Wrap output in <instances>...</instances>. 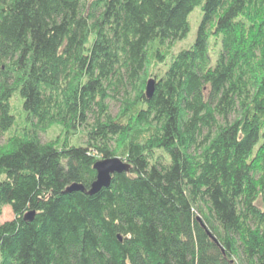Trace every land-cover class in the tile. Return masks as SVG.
Instances as JSON below:
<instances>
[{"label":"trees","instance_id":"trees-1","mask_svg":"<svg viewBox=\"0 0 264 264\" xmlns=\"http://www.w3.org/2000/svg\"><path fill=\"white\" fill-rule=\"evenodd\" d=\"M6 206L0 264H264V0H0Z\"/></svg>","mask_w":264,"mask_h":264},{"label":"rangeland","instance_id":"rangeland-1","mask_svg":"<svg viewBox=\"0 0 264 264\" xmlns=\"http://www.w3.org/2000/svg\"><path fill=\"white\" fill-rule=\"evenodd\" d=\"M201 17H202V10H201V7L198 5L189 14L190 30L188 31L187 35L171 43L170 50L175 52L181 48L189 47L193 43L196 37V32H197L198 24L200 22ZM210 46H211L210 51L212 54V62L214 63L219 45L215 47L216 46L215 40L212 36L210 37ZM11 102H12V112L16 115L18 124H20L25 114L23 105H22V99L18 94H14V96L11 99ZM116 106H117V102L113 101V104H112L113 110H116ZM82 131L83 130L71 133L70 139L72 143H76V144L84 143L85 135L83 134ZM59 133H60V127L56 124H53L49 126L46 130L41 131L40 135L44 140H47L49 138H54ZM12 217H13L12 210L8 206L4 207L3 213L0 216V221L6 220Z\"/></svg>","mask_w":264,"mask_h":264},{"label":"water","instance_id":"water-1","mask_svg":"<svg viewBox=\"0 0 264 264\" xmlns=\"http://www.w3.org/2000/svg\"><path fill=\"white\" fill-rule=\"evenodd\" d=\"M155 88V79L152 77L148 79L146 93L151 96ZM97 174L94 181H92L89 189L82 183L74 182L69 186V189H80L93 193L98 191L102 186H106L110 183L111 174L116 171H122L129 168V164L119 156L105 157L97 160L94 164ZM34 211H28L26 217L32 218Z\"/></svg>","mask_w":264,"mask_h":264}]
</instances>
